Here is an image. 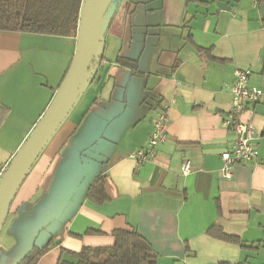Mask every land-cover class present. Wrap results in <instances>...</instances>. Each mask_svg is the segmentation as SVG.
<instances>
[{"label":"crops","instance_id":"1","mask_svg":"<svg viewBox=\"0 0 264 264\" xmlns=\"http://www.w3.org/2000/svg\"><path fill=\"white\" fill-rule=\"evenodd\" d=\"M263 3L120 0L96 55L102 68L12 204L0 264H18L32 246L49 241L56 245L38 264H58L63 249L111 247L114 231L131 229L157 264H264ZM75 51V38L0 32V180L51 104ZM237 70H251L249 85L263 92L243 116L257 134L258 158L226 179L220 156L235 136L223 121ZM163 111L168 140L137 168L130 156L148 143ZM186 161L193 172L183 176ZM102 177L106 202L89 198ZM212 228L239 241L220 240Z\"/></svg>","mask_w":264,"mask_h":264},{"label":"trees","instance_id":"2","mask_svg":"<svg viewBox=\"0 0 264 264\" xmlns=\"http://www.w3.org/2000/svg\"><path fill=\"white\" fill-rule=\"evenodd\" d=\"M83 5L84 0H0V32L76 39ZM118 62L125 67L131 65L129 61L122 59ZM102 66L103 60L98 61L95 57L92 62V68L96 70L95 74ZM105 185V178H100L89 190V198L100 202L108 201ZM210 233L226 242L239 241L238 238L229 236L220 229L212 228ZM99 234L101 233L86 232V235ZM112 235L115 243L111 247H86L78 253L63 249V256L58 264H157L158 256L134 229L116 230ZM54 244L56 245L49 241L42 247L39 244L32 246L20 258L18 264H38Z\"/></svg>","mask_w":264,"mask_h":264},{"label":"water","instance_id":"3","mask_svg":"<svg viewBox=\"0 0 264 264\" xmlns=\"http://www.w3.org/2000/svg\"><path fill=\"white\" fill-rule=\"evenodd\" d=\"M120 0H84L76 51L69 70L35 129L0 180V236L12 204L54 135L67 120L96 70L92 62L109 31ZM222 7L223 4H218ZM264 15V3L260 6Z\"/></svg>","mask_w":264,"mask_h":264},{"label":"built area","instance_id":"4","mask_svg":"<svg viewBox=\"0 0 264 264\" xmlns=\"http://www.w3.org/2000/svg\"><path fill=\"white\" fill-rule=\"evenodd\" d=\"M251 74V70H237L229 90L232 96V108L224 117L223 126L232 132L235 138L229 150L224 151L220 156V172L226 179H231L236 166L251 164L258 158V151L255 147L257 134L250 122L243 120V116L250 111L251 107L259 104L263 97L262 90L249 85ZM152 124L153 132L148 143L130 156L136 162L137 168L143 167L152 160L158 147L168 140L170 126L168 113L159 112ZM262 134L264 135V130ZM181 172L183 176L190 175L193 172L192 163L190 161L184 162Z\"/></svg>","mask_w":264,"mask_h":264}]
</instances>
